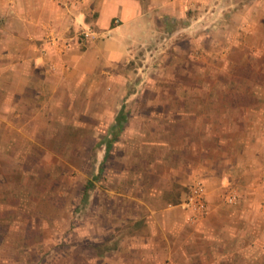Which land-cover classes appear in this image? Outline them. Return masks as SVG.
Segmentation results:
<instances>
[{"label":"rangeland","instance_id":"rangeland-1","mask_svg":"<svg viewBox=\"0 0 264 264\" xmlns=\"http://www.w3.org/2000/svg\"><path fill=\"white\" fill-rule=\"evenodd\" d=\"M198 12L189 8L179 21L168 20L161 36L136 48L121 70L119 85L106 88L100 118L57 119L58 131L33 137L31 153L25 145L15 153L4 151L6 158H0L5 163L0 166V264H264V254H244L240 247L232 260L210 261L201 247L199 261L181 262L178 249L173 255L178 261H172L165 257L167 249L154 250L142 243L145 211L152 201L146 186H163V175L174 176L156 159L171 163L166 158L171 153V145L166 146L170 140L198 139L184 135L180 124L193 120V115L201 117L202 168H219L218 154L226 153L231 159L234 153L246 156L233 158L236 165L242 164L237 170L239 190L234 188L238 199L241 193L253 195L251 204L261 197L259 206L264 208V132L246 135L243 130L234 135L235 129H228L241 116H248V123L257 118L264 123V47L258 50L264 39L245 38L241 32L248 29L239 16L225 19L222 11L215 23L206 19L197 23ZM252 25L250 21L251 31ZM81 105L70 107L79 110ZM120 111L127 113V121L115 137ZM214 122L217 130L208 132L207 124ZM165 126H174L175 132L181 128V133L163 134ZM241 138L247 142L241 143ZM245 176L250 181L244 182ZM90 180L95 184L87 189ZM223 186L225 190L232 187ZM203 218L191 221L188 217V222L195 225Z\"/></svg>","mask_w":264,"mask_h":264},{"label":"crops","instance_id":"crops-1","mask_svg":"<svg viewBox=\"0 0 264 264\" xmlns=\"http://www.w3.org/2000/svg\"><path fill=\"white\" fill-rule=\"evenodd\" d=\"M253 1L255 4L249 5L245 0H228L226 3L224 0H0V158H6L5 150L15 153L20 145H25L26 151L31 153L33 137L58 131L57 119L70 117L77 120L87 115L100 118L106 88L119 85L121 70L129 63L136 48L161 36L166 22L170 19L179 21L189 8L199 10L197 23L204 19L215 23L222 11L226 14L225 19L232 20L231 15L239 16L246 25L245 30L248 29L241 32L245 38L264 39V0ZM250 21L256 35H252L248 27ZM84 31L91 34L84 36ZM63 40L68 41V47L61 51L58 44ZM261 46L264 44H258L259 51ZM97 103L101 110L97 109ZM70 104L73 107L82 105L76 110ZM261 111L262 108L257 109L258 113ZM75 113L79 114L74 116ZM170 115L171 112L166 118ZM248 118L241 116L240 120L231 122L228 129H235L234 135L243 130L246 135L264 132V123L260 119L248 123ZM192 119L180 124L185 128L184 135H196L198 139L170 140L166 146L171 145V155L166 158L171 163L163 158L156 159L165 163L174 176L163 175V186H146L152 201L145 211L147 224L142 243L154 250L167 249L165 257L172 261H178L173 258L174 250L178 249L181 262H189L191 258L199 261L197 256L201 254V247L214 262L236 258V247L241 251L244 249V254L263 256L261 197L251 204L253 195L248 197L240 192L242 197L238 199L234 188L238 186L237 170L242 164L236 165L233 158L243 160L246 156L234 153L231 159L226 153L227 156L218 154L219 168L203 169L199 158L201 117L193 115ZM180 120L179 116L178 122ZM217 127L214 122L208 123L206 128L208 132H215ZM161 129L163 134L169 131L181 133V128L175 132L174 126ZM242 141L247 142V138H241ZM220 150L218 148L216 152ZM250 152H253L252 148ZM18 153L13 158L14 163ZM0 166L5 163L0 161ZM196 179L203 182L209 209L203 220L192 225L188 222L190 210L186 208L185 200L189 186ZM244 179V182L250 181L247 176ZM223 185L232 187L225 190ZM233 191L237 198L228 202L227 196ZM246 198L250 202L245 201ZM221 249L222 253L219 252Z\"/></svg>","mask_w":264,"mask_h":264},{"label":"built area","instance_id":"built-area-1","mask_svg":"<svg viewBox=\"0 0 264 264\" xmlns=\"http://www.w3.org/2000/svg\"><path fill=\"white\" fill-rule=\"evenodd\" d=\"M90 34V31H84V36H89ZM58 45L60 50L64 51L68 47V41L63 40V42L59 43ZM236 198L237 194L235 191H233L228 194L227 201L234 202ZM185 204L186 207L190 210V214L188 216L189 220L197 221L207 215L209 205L205 197L203 182L200 179L193 180V182L189 186Z\"/></svg>","mask_w":264,"mask_h":264},{"label":"trees","instance_id":"trees-1","mask_svg":"<svg viewBox=\"0 0 264 264\" xmlns=\"http://www.w3.org/2000/svg\"><path fill=\"white\" fill-rule=\"evenodd\" d=\"M125 121H127V113L124 114L123 112L120 111V113L118 114L117 118H116V125L119 127L118 130H116V132H114V136L115 137H118L121 132H122V129L124 128V123ZM113 144V138L109 140V142L107 143V154L110 152V149H111V146ZM95 182L93 180H90L88 183H87V189L89 188H92L94 186Z\"/></svg>","mask_w":264,"mask_h":264}]
</instances>
